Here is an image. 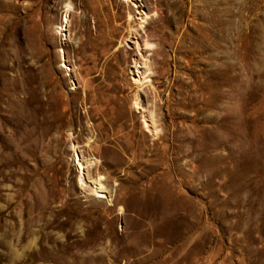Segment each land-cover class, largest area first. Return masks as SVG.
<instances>
[{"label": "rangeland", "instance_id": "rangeland-1", "mask_svg": "<svg viewBox=\"0 0 264 264\" xmlns=\"http://www.w3.org/2000/svg\"><path fill=\"white\" fill-rule=\"evenodd\" d=\"M0 264H264V0H0Z\"/></svg>", "mask_w": 264, "mask_h": 264}, {"label": "bare ground", "instance_id": "bare-ground-1", "mask_svg": "<svg viewBox=\"0 0 264 264\" xmlns=\"http://www.w3.org/2000/svg\"><path fill=\"white\" fill-rule=\"evenodd\" d=\"M137 105H139V104H137ZM146 124V123H145ZM147 126V125H146ZM155 132V131H154ZM88 167V166H87ZM100 189H102L101 187H99ZM98 193H100V191L98 192ZM99 197H103V196H99ZM104 197H106V196H104Z\"/></svg>", "mask_w": 264, "mask_h": 264}]
</instances>
